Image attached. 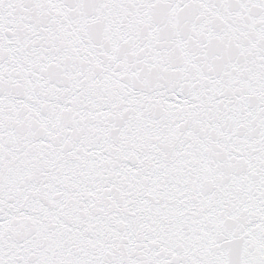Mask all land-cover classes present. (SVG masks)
Masks as SVG:
<instances>
[{
  "label": "snow or ice",
  "instance_id": "6c2138e0",
  "mask_svg": "<svg viewBox=\"0 0 264 264\" xmlns=\"http://www.w3.org/2000/svg\"><path fill=\"white\" fill-rule=\"evenodd\" d=\"M0 264H264V0H0Z\"/></svg>",
  "mask_w": 264,
  "mask_h": 264
}]
</instances>
